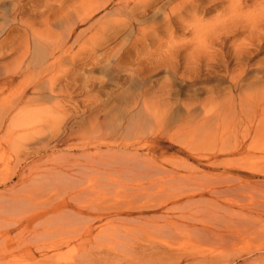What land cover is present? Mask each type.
<instances>
[{
    "label": "bare ground",
    "instance_id": "6f19581e",
    "mask_svg": "<svg viewBox=\"0 0 264 264\" xmlns=\"http://www.w3.org/2000/svg\"><path fill=\"white\" fill-rule=\"evenodd\" d=\"M25 1L27 0L14 2V11H25ZM66 1L69 0H50L52 4H58L60 11L58 10L59 12L54 15L55 17L51 16L52 18L44 16L45 21L40 28L36 27V16H40L38 12H34L26 20L21 19L18 23L15 22L16 18L12 21L10 31L15 33L17 26L24 27L25 30H22L21 34L27 36L28 41L34 45L28 48L22 57H19L15 69L7 68L8 63L4 61L5 59H2L3 62L0 61V68H5L0 70V103L9 105V109L0 115L1 118L12 119L13 115L11 114L24 104H37V107H41L55 97L61 98L60 96L64 94L71 97L70 91L74 88L81 90L86 87L82 95L90 94V89L93 90L97 78L90 77L83 83L78 68L90 66L88 70L91 72L98 68L103 69V65H99L100 63L96 58L108 52L112 41L114 42V40L124 36L120 44L110 54L113 57H122L123 54H127L129 59L125 58L127 61L124 62V60L121 64L128 65L130 56L137 55L136 57L139 60L137 62L141 65L143 63L149 65L151 67L149 68L150 71H156L161 65H165L168 74L176 76L180 74L184 79L190 80L199 77L200 71L206 68L207 72L219 74L220 80L227 81L229 84L228 90H224L225 88L223 90L221 88L217 90L209 89L206 91L209 94H206L204 100L196 94L188 95L186 100L181 99L182 97L179 99L177 97L179 94L176 91L174 92L172 87L168 85L164 89H160L159 94L156 92L148 100L145 98L151 90L148 89L145 96L144 94L141 95V98H144V114H142V109L134 113L135 116L139 114L141 120L145 124L148 123L146 125H149V122L151 123V118L157 121L156 123L168 121L171 124V119H177L178 122L183 121V126L179 127L178 125V130L184 133L186 137L189 136L188 139L191 138L192 143L202 138L207 139L208 142L218 140L219 137L227 140L231 136L237 137L240 134L244 138L245 136L255 139L264 137V90H260L259 87L264 86V77L260 76L262 77L260 80L247 82L248 79H246L245 73H247L248 64L244 53V48L252 50L254 43L258 44L260 42L261 44V42H264V0H254L252 9L246 11H243V8L246 7L245 4L247 3L244 4L242 0H72L73 2L69 7L64 6ZM61 2L63 5H61ZM208 5H211V7L215 5L226 6L219 10L212 22L208 23L207 21L205 23L204 20L206 19L200 17V15L205 16L208 14L205 10L201 11L203 8L210 7ZM13 16L14 12L11 17L13 18ZM180 30L184 31V33L182 32L184 36L190 35L189 40L181 41L182 43L177 42L176 34L180 33ZM230 34H235L231 37L238 40L237 43L232 44L235 52L223 56L218 55L216 47L224 45L225 42L221 43L222 38ZM158 35L164 37V42H162V39L161 42H156L158 44L152 51L151 48L147 47V45L153 46L150 42L148 43V40ZM153 42L155 43V40ZM187 45H190L193 51L191 49V51H188V53L191 52V55L187 53L188 55L185 54L186 56L182 57L183 64L180 65V55L178 54L181 49L188 48ZM79 47L82 48L79 50ZM144 52L147 53L143 54ZM133 53L134 55H132ZM127 55L126 57H128ZM69 64H72V66L68 67ZM134 65L135 63L132 64L133 67ZM182 67L183 70L181 71ZM149 69L147 68L146 71H149ZM142 73L144 72L142 71ZM46 74L48 75L46 76ZM168 74L166 75L168 76ZM20 79H25L21 86L22 89L20 87L22 91L19 90L21 92L19 96H17L19 94L17 91V94H14L17 97H13V93L16 92L15 84ZM250 80L252 81V78ZM248 89L251 90L247 92ZM31 91H33L31 94H35L34 97L28 95ZM140 102L141 100L137 99L136 104L138 105ZM77 110V107L73 109V111ZM87 114L88 111L84 114L82 120L86 119ZM19 117H21V112L17 118ZM78 117H80L78 113L68 115L67 118L70 119L65 122L64 128L67 129L69 124L79 123L76 119ZM134 121L133 124H136L137 121ZM238 122L241 125L244 124L242 128L240 126V129L236 127ZM246 122L247 124H245ZM108 127L105 129L111 128ZM112 128L108 130L109 133ZM144 128L141 129V133L142 131L144 133ZM124 129L126 128L124 127ZM116 130L117 133L120 132L122 130L121 126ZM125 131L128 132L129 129ZM75 132L77 130H73L70 135L66 136L71 138ZM113 132L115 130L112 131L114 137L115 133ZM180 132L177 135H181ZM136 133L138 132L136 131ZM121 134H123V130ZM107 135L103 136L105 138L109 137L111 140V136ZM56 136L58 137L56 142L65 137L61 134V129L54 135V137ZM152 137L154 136L152 135ZM195 137L197 138L193 139ZM83 138L85 141L79 147L83 148L86 153L88 152L86 154L82 151L84 154L81 153L83 156L81 155L80 158L83 157L84 160L79 161L77 158L80 155H75L76 160L74 159L75 161L70 164L62 165L56 158H54L56 162L61 165L36 166V162L28 164L29 160L33 159L32 157L42 152L44 146L41 148L36 147V149L33 147V150L30 149L31 152L26 151L27 154L25 153L23 158L18 159V166L21 171L17 175L18 182L9 186L12 177L9 180L0 181V264H13L7 258L9 255H14L15 251L21 253L16 252L21 255V259H25L23 260L26 261L25 264H51L57 255L54 252L61 250L62 247L72 244L83 247L90 243L98 228L96 223L103 222L105 218L117 219L112 222L115 227L114 236H117V233L121 235V232L127 235L135 232V234L140 235L141 240L136 238V241L138 240L139 247H143L145 251H152L165 246L169 248L172 242L171 239H176L187 232L195 233L200 239H216L219 242L227 243L237 233L239 234L238 230L232 231L229 228L230 224L235 228L240 225L251 227L257 221L264 219V202L263 199L258 200L261 198L260 196L255 199L258 202L251 200L253 204H250L251 206L248 204L249 207L243 209L242 218L239 221L232 220L231 216L234 213L227 212L232 211L230 206L232 203L227 205L229 204L227 202L231 201L229 199L228 201L225 200L226 205L222 203L221 207H213L212 210L209 207L210 205L208 206L209 209H206V206L203 207L206 200L210 202L212 199H206L205 191L198 190L205 185L197 181L203 179L201 178L202 175H198L199 172L193 176L197 179L196 182L191 184L189 174L178 176L179 173L176 174L175 171L172 172L167 169L162 162L156 159L153 149L150 150L148 147V153L141 155L140 150L136 147V142L118 144H123L126 149L136 147L134 149L135 154H133V151L131 156L127 157V153L126 156L106 154L105 152L112 148L113 144L117 145V142H121L118 139L114 140L115 138L109 144L107 143L109 142L108 139L106 138V142L104 141L106 139L103 138L104 144L107 143L105 146L109 147L106 148L107 151L104 150L105 152L101 149L105 154L99 153L100 155H97L98 150L93 147L96 153L95 151L92 153H95L96 157L89 153V151H92L91 146L94 145V140L89 135H83ZM151 142L154 145L156 143L155 141ZM198 142H194V145ZM96 144L94 146L100 148V144ZM180 144L183 145V143ZM211 145H216L218 153L229 152L234 154L243 149L237 144L233 147L225 144V142L222 145L218 143ZM216 147L215 151L217 150ZM189 148L191 149V147ZM185 149H187V146ZM192 149L195 150V148ZM216 152L215 157L207 158V164L211 168L217 170L222 166L224 167L222 174L216 176L219 182L216 181L221 187L216 188L217 186L215 187L212 184L213 188L209 184L210 190L208 192L212 194L210 197L216 198L215 202L218 201L217 197L223 194H232V199L244 196L243 191L250 194L247 193L250 190L248 187L254 188L257 185L255 188L261 190L253 175L256 171L263 174L262 170L252 168L249 169V175L233 174L227 168L228 165L218 159L219 156ZM69 155L66 154L65 156ZM162 161H165V159H162ZM184 161L185 164L187 161ZM26 164L29 166H24ZM184 164L180 160L177 162V165H180L179 168L183 167ZM178 166H175V169ZM237 168L239 167L237 166ZM179 179L183 183L187 180L188 184H182V182L174 184ZM168 182L174 185L167 186ZM244 185L246 186L243 187ZM29 186L36 188L30 192V196L23 193L24 189ZM260 186L264 188V184ZM1 187L4 189L1 190ZM97 188H103L102 195L104 198L108 197L109 194H115L120 199H130L128 204H135L126 205V202H119L120 204L105 208L97 213L94 211L92 200L86 197ZM49 194L50 196H48ZM200 204H202L201 207ZM220 209L223 212L222 216H220L222 214H220ZM175 211L180 214H174ZM206 214H209V217ZM229 214L231 215L228 216ZM234 215L238 216L239 214ZM213 216L224 217L227 220L230 218V221L227 224L225 219L222 222L223 219L219 220ZM239 217L241 216L239 215ZM103 231H100V235L97 231L99 237ZM98 241H100L99 238ZM106 241L108 240L106 239ZM87 261V258L81 257L79 261L72 264H84ZM88 263L92 264V262Z\"/></svg>",
    "mask_w": 264,
    "mask_h": 264
},
{
    "label": "rangeland",
    "instance_id": "374dc122",
    "mask_svg": "<svg viewBox=\"0 0 264 264\" xmlns=\"http://www.w3.org/2000/svg\"><path fill=\"white\" fill-rule=\"evenodd\" d=\"M253 1L254 0H245V1L242 0L244 4L247 3L245 4L246 7L243 8V11L252 9ZM14 2L16 3L17 0H0V61L2 59H5L4 61L8 63L7 68L9 69H15L18 65L19 57H22L23 54L28 50V48H31V46L34 45L28 41L27 36L25 37L24 35L21 34L22 30L23 31L25 30L24 27L17 26L15 30H17L18 32L16 31L15 32L16 34L13 33V31H10V26L13 24L12 21L14 20V18H16L15 22L18 23L21 19L26 20L27 17L32 15L34 12H38L40 16L38 15L36 16V27L40 28L44 24V21H45L44 16L46 18L47 17L52 18V17H55L54 15H56L60 11V7L58 6V4L56 3L52 4L50 0H36V1L27 0L25 1L26 10L21 11V12L19 11L16 12V10L14 11ZM71 2L73 1L72 0L66 1L64 3V6L66 5V7H69L71 5ZM248 4L249 5L251 4V5L249 6ZM61 5H63L62 2H61ZM211 5H208L210 7H208L207 9L203 8L201 10V11L205 10L208 12V14L205 16L200 15V17L206 19L204 20L205 23H207V21L208 23L212 22L217 16L219 10L223 8L224 6H226V5H215L211 7ZM13 12H14V16L12 18L11 16ZM207 17L209 18L212 17V18L210 19L208 18L207 20ZM179 32L180 33L176 34L177 36L176 39L178 40V41L176 40L177 42L180 41L179 43H182L181 41L184 42V40L186 41L189 40L188 38L190 37V35L184 36L183 34L184 31L182 30H180ZM181 33L183 36L181 35ZM233 35L235 34H230L222 38L221 43L222 42L223 43L225 42V43L224 45H218L219 47L218 46L216 47V50H218L217 51L218 55L223 56V55H227L231 53L233 54L235 52L233 45H234V42L237 43L238 40L237 38L231 37ZM8 37H10V39H8ZM123 38L124 36H121L118 39L114 40V42L112 41L110 43V47L108 48V52H106L103 56L96 58L98 59V62L100 63L99 65L101 66L103 65V69L98 68L94 70L93 72H91L88 70L90 66H84V68H81V67L78 68V73L81 76L83 83H85L90 77L94 79L97 78L96 79L97 82L95 86L93 87V90L90 89V94L87 93L86 95H82L86 87L81 90H78V88H74L70 91L71 97L66 94L61 95L60 96L61 98L55 97L56 99L55 98L51 99L50 101H48L47 104H43V106L41 107H37V104H29L34 107H30L28 104H24L11 114L13 115L12 119H6V118L0 117V181H3L4 179L9 180L12 177V180L9 181V186L15 185L19 180L17 175L21 173L20 167L18 166V159L23 158L25 156L26 151L28 152L30 151V149L32 150L34 148L36 149V147L41 148L42 146H44L42 147L43 148L42 152L39 155H35V156L32 155L34 157L31 156L33 159L29 160L28 164H31L33 162H36L37 164L36 166H40V165L44 166V165H52V164H55L57 166L60 163L62 165L70 164L71 162L76 160L75 155L77 156L80 155L78 158L76 157L77 159H79V161L84 160L83 157H82L83 159L80 157L82 155L81 153L83 152L86 153V152L83 148L79 146H81L82 142L85 141L83 138V135H86V136L89 135V137L91 136V139L94 140L93 141L94 145L96 143L100 144L99 145L100 148L92 145L91 146L92 151H89L90 154H93L92 152L95 151L94 150L95 148L96 150H98L97 155H100L99 153H103V154L109 153L111 155L117 154L120 156H123V155L126 156V153H127V157H128V156H131L132 152L134 151L136 147L140 150L139 153L141 155L148 153L149 149L150 150L153 149L152 151L155 152L156 159L162 162L163 165L167 169H170L172 172L175 171L176 174L179 173L177 174L178 176H184V175L189 174V176H191L189 178L191 184L193 182H196L197 179H195L193 176L199 172L198 175L200 176L202 175L201 178L203 179L202 181L200 180H197V181H199L201 184H205L206 186L203 185L204 187L198 190H200L201 192L205 191L204 192L206 194L205 198L208 200L212 199V201H214L212 203V201L208 202L206 200V202H204L205 204L203 205V207L205 208L206 206L207 207L206 209H209L208 206L210 205L209 207L212 210L213 207H217V206L221 207L223 205L222 203L226 205V201H228L229 199L232 202L228 201L227 203L229 204L227 205H230L232 203L230 205L232 211L229 210L227 212L229 213L233 212L236 215L239 214L241 217H239V215L235 216L234 214L231 216L232 220L236 219L239 221L240 218H242L243 209L248 208L250 204L251 205L253 204V201L251 200L258 199V197L260 196L261 198H259L258 200L261 201V199H263V202H264V192L263 193L261 192V191H264V188L263 186L262 187L260 186L264 184V173L263 174L257 173V171L255 170L256 173H254L253 175L254 176L253 178L256 181V183H259L258 185H259V188L261 189L260 191L258 190V188L257 189L255 188L257 187L256 185L254 186V188L248 187L250 189L249 190L250 192L246 189L248 191L247 193H250V194H246V192L243 191L242 193L244 194V196H240L234 199H232L233 197L232 194H228V195L223 194L221 195L223 197L221 196L217 197V200L219 202L218 201L215 202L216 198L210 197L212 196V194L208 192L210 190L209 187L210 185L213 187L212 184H214L215 187L217 186L216 188L221 187L219 186V183H218L219 181L218 179H216V176L222 174V172L224 171V167L222 166L220 167V169H217V170L211 168L207 164L208 163L207 158L215 157L216 156L215 152L217 151L216 154L219 156L218 159L221 162L227 164L229 166V167L227 166V168L231 170V173L233 174L249 175L248 174L249 169H252V168L257 169V170L259 169L264 172V137L260 139H255L253 137L245 136L244 138L242 134H240L237 137L231 136L229 137V139L227 138V140L221 139V137H219L218 140H215V141L210 140L209 142L207 141V139L204 140L202 138L203 140L202 139L195 140L194 142H197V141L199 142L195 143L194 145V142L192 143V141H190L191 138L188 139L189 136L186 137L184 133L178 130L180 126H183L184 124L183 121L178 122L177 119H171L170 122H172L173 124L172 123L170 124L168 123V121H166L165 123L168 124L166 125L164 122H161V121L156 123L157 121L151 118L152 120V121L150 120L151 123L148 120L149 125H146L148 123L145 124V122L142 121L141 118L138 116L139 114L135 116L134 113L140 109H142V112L145 111L143 108L144 98H141V95L144 94L145 96L148 89H151L148 92V95L145 96V98H147L148 100H150L156 92L159 94L160 89H164L165 87H167L166 85H168L169 87H172L174 92L176 91V93H178L179 95L181 94L180 97L179 95L177 96L179 99L182 97L181 99L186 100L188 98L187 97L188 95L196 94L200 99L203 98L202 100H204L205 99L204 97H206V94H209L208 92H206L209 89L217 90L221 88L223 90L225 88L224 90H228L229 84L227 81H221L220 78L218 77L219 74L207 72L206 68L200 71L199 77L191 78L190 80L184 79L183 77H181L180 74H178L177 76L168 74L165 68V65H161V64H160L161 67L158 70L150 71L149 68L151 67L149 65L148 67L143 62L141 63H143L144 65L143 64L141 65L140 63L137 62L139 60L136 57L137 55H134V53L132 54L134 56H130L131 58L130 60H128L129 61L128 65L121 64L122 61L125 60V58L129 59V56L127 54H123L122 57L120 56L113 57L110 54H112V50H114L115 47H117L120 44V41H122ZM153 39L155 40V43L153 42L154 41ZM153 39L148 40V43L150 42V44H152L153 46L147 45V47L151 48L150 50L152 51H154L153 49L158 44L156 42L158 41L161 42V39L163 40L162 42H164V37L162 35L153 37ZM5 43H10V44H5ZM230 44L231 45L233 44V45L231 46ZM261 44L260 42L258 44L254 43L252 45V50H248V48H244L246 63L248 64V67H247L248 74L245 73V76H246V79H248L247 80L248 83H251L254 80L255 81L260 80L262 77H264V66H263L264 65V42H261ZM81 48L82 47H79V50ZM191 49L192 48L189 45L188 48L185 47V50L184 48L180 50L178 54L180 55V65L181 63L183 64L182 57L190 54L191 52L188 53V51H191ZM146 53L144 52L143 54H146ZM126 55L128 57H126ZM261 60H262V64H261ZM126 61L127 60H125L124 62ZM130 61H131V65H130ZM133 63H135L134 67L132 66ZM71 66L72 64L68 65V67H71ZM147 68L149 69V71H146ZM254 68L255 70L253 71ZM1 69L4 70L5 68H0V70ZM136 69H138L139 71H137ZM182 70H183V67L181 68V71ZM256 70H258L259 72ZM142 71L144 73H142ZM166 74H168V76ZM47 75L48 74H46V76ZM251 78H252V81L250 80ZM24 81L25 79L17 80L15 84L16 88L14 87L16 92L13 93V97L15 96L14 95L15 93L17 94V91L19 93L17 94V96L20 95L21 93L20 91H22L21 86ZM209 86L210 88H208ZM259 87H260V90L262 91L264 90L263 85ZM250 90L251 89H248L247 92ZM31 93H33V91L29 92L28 95L31 97H34L35 94H31ZM139 94L140 96H138ZM11 97H12V93H11ZM137 99L141 100V102L138 105L136 104ZM151 103L153 102L151 101ZM75 107L78 108L77 111H73ZM7 109H9L8 104L0 103V115L4 114V111ZM87 111H88V114L86 117L87 120L86 119L82 120L84 118V114ZM20 112H21V117L17 118ZM77 113L78 115H80V117L76 118L79 123H76L73 125L69 124V126H67V129H65L64 124L66 121L70 119V118H67V116L71 114L76 115ZM142 114H144V112ZM132 115L134 116V118ZM115 119H119V120H115ZM134 120L137 121L136 124L135 123L133 124V122H135ZM131 121L132 123L130 124ZM113 124H114V127H113ZM245 124H247V122ZM105 126L107 128H109L108 126H110L111 128L112 127L114 128V129L112 128V131L115 130V132H113L115 133L114 137H113L112 131L110 133L108 131L111 128L107 130L105 129L106 128ZM120 126H121V129L123 130V134H121L122 130L118 133L116 132L117 131L116 129H118ZM141 126H144L145 128ZM240 126L242 128L244 124L241 125L238 122L236 127L240 129ZM124 127L126 129H124ZM127 127L129 129L128 132L125 131V130H128ZM142 128L145 129V130L143 129L144 133L143 131L141 133ZM60 129H61V134L64 135L65 137L61 141L56 142L58 140L57 139L58 137L57 136L54 137V135L57 134L60 131ZM73 130L75 131L77 130V132H75V134L71 138L66 136V135H70ZM136 131L138 133H136ZM105 132L109 134V136H111L110 137L111 140L109 139V137H106L109 142H107V139L104 137V136H108L107 134L106 135L104 134ZM178 132H180L182 136L177 135ZM152 135L154 137H152ZM101 137L102 139H100ZM121 137L123 138L121 139ZM103 138H105L106 140H104ZM149 138H151V140H149ZM196 138L197 137L193 139H196ZM113 139L121 140V142L120 141L119 143L117 142V145L121 143L132 144L133 142H136L135 143L136 147L134 148L129 147L131 149L130 150L129 148L126 149L125 147H123V144L118 145V146L116 144H113L112 148H110L113 150L106 149L109 147L107 145L105 146V144L111 143ZM103 140L106 141L107 143L105 142L104 144ZM187 140L188 142L189 141L191 142V143L189 142V145L187 144L188 143ZM151 141H155L156 142L155 145ZM177 141L179 142V144ZM224 142L225 144H229V146H233V147L235 144H237L238 146H241V148L243 149L240 152L234 153V154H231L229 152L218 153V148L216 147V145L214 146L211 145L214 143H218L222 145ZM244 142L245 144H243ZM180 143H183V145L185 144L186 145L183 146ZM186 146L188 150L185 149ZM189 147H191V149L195 148V150L192 149V151L190 152L191 149ZM215 147L217 149L216 151H215ZM25 148L26 149L28 148L29 150L28 149L26 150ZM101 149L103 151L108 150L110 152L104 151L105 152L104 153ZM120 149L121 151H119ZM95 153L93 155L96 156ZM64 154L65 155L70 154L72 157L70 155L66 157ZM133 154H135V151ZM160 156L162 157L163 160L165 159V161H162ZM197 156L199 158L201 157L202 159H199ZM54 158H56L57 161H59L60 163L56 162V159ZM65 158L69 160L67 159L65 160ZM172 159L175 160L174 161L175 165H173L174 163ZM178 160L182 161L183 164L185 162L184 160H186L187 161L185 163L186 165L184 164L183 167L179 168L180 165L179 166L177 165ZM199 160H202V161H199ZM168 162H170L171 164ZM179 163L181 164V162ZM190 163L191 165H189ZM28 164L24 166H29ZM175 166L176 167L178 166V168L175 169L176 168ZM237 166L240 169L237 168ZM195 169L198 171L196 172ZM188 170L189 171L191 170V172H189ZM192 170L193 172L194 171L195 172L193 173ZM238 170H241V171H238ZM214 173L216 175H213ZM203 174H206V175L204 176ZM210 176H214V177H210ZM177 181H175L174 184H180L181 182L182 184H186V183L188 184V182H186L187 180L184 183L182 180L180 182V179ZM215 182L217 185L215 184ZM174 184H171L170 182H168L167 186L169 185L172 186ZM245 186L246 185H244L243 187ZM3 189L4 188L1 187V190ZM35 189H36L35 187L29 186L24 189L25 191L23 193L24 194L27 193L30 196V192H32ZM94 190H95L94 192H92L91 194H88L86 197L87 199L92 200L94 211L97 213L98 212L100 213L101 210L105 208L120 204L119 202H122V203L126 202V205L135 204V203L128 204L130 199H120L119 197H116L115 194H109L108 197L104 198V196L102 195L103 188H97ZM252 191L254 192L251 193ZM48 196H50V194ZM48 196H45V197H48ZM258 200H255L254 202L256 201L258 202ZM233 201L237 203H234ZM201 205L202 204H200L199 206L201 207ZM175 212L174 214H177V215L180 214L177 211ZM227 212L226 214H228ZM220 214H221L220 216L223 215V212L221 211V209H220ZM206 215L207 217H209V214H206ZM230 215L231 214H229L228 216ZM136 216L139 217L138 215ZM220 216L219 217L213 216V217L218 218L219 220L223 219L221 221L224 222L225 218L224 217L221 218ZM116 220L117 219L115 218H111V219L105 218L103 222L101 223L97 222L96 226L98 225L97 226L98 228L95 231L96 238L94 236L90 240V243H88L86 246H83V247H79V246L77 247L76 244L62 247L61 250L54 252V254H57V255L52 260L51 264H72L75 261H79L81 257H85L88 259V261L84 264H89L88 262H92V264H229V263L230 264H264V219L257 221L255 225L253 224V226L251 227L247 225L246 226L240 225L237 228H235V227H232V224H230L229 228L232 231L238 230L239 234L237 233V235H235L232 238V240L227 243L219 242V240H216V239H200L197 237L195 233L187 232V233L181 234L176 239H171L172 242L169 248H166L165 246L163 248L155 249L152 251H145L143 247L142 248L139 247V243H137V241L141 240V236L138 234H135V232H131V234H128V235L121 232V235L120 233L119 234L117 233L116 234L117 236H114L115 234L113 233H114L115 227L113 226L112 222ZM225 221H227L226 223L228 224V222L230 221V218H228V220L225 219ZM234 222L238 223L237 221H234ZM97 231L99 232V235H100V231L101 232L103 231L104 235L102 233L101 236L99 237ZM97 235L100 241H98ZM102 235L103 237L107 235L105 238L108 241H106V239L103 238ZM136 238L138 239L137 241H136ZM95 240H97L98 242ZM16 252L18 251H15L14 255H9L7 259L13 264L14 263L25 264L26 261H23L25 259L20 258L21 253L18 252L20 253L18 255V253ZM30 263H33V262H30Z\"/></svg>",
    "mask_w": 264,
    "mask_h": 264
}]
</instances>
